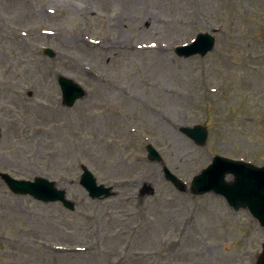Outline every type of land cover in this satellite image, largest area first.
<instances>
[{"label": "rangeland", "instance_id": "374dc122", "mask_svg": "<svg viewBox=\"0 0 264 264\" xmlns=\"http://www.w3.org/2000/svg\"><path fill=\"white\" fill-rule=\"evenodd\" d=\"M214 29L211 52L183 55ZM60 75L86 91L70 108ZM197 124L204 147L179 131ZM0 130L1 173L77 201L0 180V264H255L264 230L189 185L216 154L264 164V0H0ZM81 165L110 198L86 196ZM143 183L154 193L139 198Z\"/></svg>", "mask_w": 264, "mask_h": 264}, {"label": "water", "instance_id": "95a60500", "mask_svg": "<svg viewBox=\"0 0 264 264\" xmlns=\"http://www.w3.org/2000/svg\"><path fill=\"white\" fill-rule=\"evenodd\" d=\"M195 45L199 47L193 52H200L201 55H204L206 51L212 48V39L208 38L207 35H201ZM47 53L50 54V52ZM61 85L64 104L68 107L72 106L75 100L83 95V91L78 86L72 85L70 81L61 82ZM181 131L198 145L205 144V128L195 126L192 129L182 128ZM148 158L150 160H160V156L152 147H148ZM83 171L81 184L89 191L91 197L110 196L108 190H104L102 186H96L95 179L85 168H83ZM164 172L167 180L172 182L180 191H185V186L175 176L170 174L167 169H164ZM228 173L233 174V180H225V175ZM0 177L16 194H30L35 199L44 202L61 200L66 206L69 205L72 208V203L64 199V193L57 191L52 183L43 179L35 178L32 183L14 180L6 174H2ZM191 190L194 194L214 192L223 196L234 210L247 209L259 222L260 226L264 228V167L257 168L245 163L228 161L217 156L210 166L193 179ZM256 264H264V243Z\"/></svg>", "mask_w": 264, "mask_h": 264}, {"label": "bare ground", "instance_id": "6f19581e", "mask_svg": "<svg viewBox=\"0 0 264 264\" xmlns=\"http://www.w3.org/2000/svg\"><path fill=\"white\" fill-rule=\"evenodd\" d=\"M40 247H41V248H44V247H47V246L41 245ZM86 251L89 252L88 250H86ZM86 251H85V252H86ZM62 253H64V252H62Z\"/></svg>", "mask_w": 264, "mask_h": 264}]
</instances>
